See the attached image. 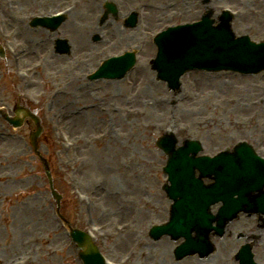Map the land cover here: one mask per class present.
I'll return each instance as SVG.
<instances>
[{
  "label": "rangeland",
  "instance_id": "1",
  "mask_svg": "<svg viewBox=\"0 0 264 264\" xmlns=\"http://www.w3.org/2000/svg\"><path fill=\"white\" fill-rule=\"evenodd\" d=\"M60 1L0 0V7L5 3V15H12V22L9 23V16L7 20L16 44L29 46L23 56L26 64H32L38 54L52 49L48 59L54 61L47 71L38 72L29 86L32 93L38 95V107L43 115L46 109L50 116L40 139V151L50 161L56 187L65 193L63 213L75 226L101 225L107 234L100 237V242L105 241L109 256L117 258L127 250L126 246L123 250L120 248L122 239L114 238V224L130 221L133 226L125 234L126 241L131 243L133 239L143 238V246L136 247L138 259L141 252L145 254L143 250L161 254L175 243L164 237L163 241L149 247L154 243L146 234L150 221L168 218V199L162 189L167 181L162 170L167 157L157 147L156 138L173 128L180 140L201 139L208 153L241 140H248L264 151V71L242 75L231 71L195 70L182 77L178 91L157 80L149 63L152 53L154 56L156 53L150 35L165 23L196 18L204 4L195 0H122V14L132 9L141 11L138 25L134 28L123 25L125 29L118 28L113 19L103 24L102 9L95 0L82 2L78 12L58 27V34L68 38L72 46L69 55H57L52 39L57 33L31 27L27 20L35 12L65 3L56 4ZM252 1L210 0L209 4L218 3L220 7L229 3L248 11ZM124 17L120 15L119 19L123 21ZM233 27L238 33L247 32L255 39H264V11L247 12L234 21ZM102 30L108 39L94 42L92 32ZM76 34L81 35L78 41L74 38ZM141 41L146 47L138 57V65L123 79L88 81L89 87H85L83 84L87 81L79 82L76 78H81V68L74 72L69 68L85 59L88 66L84 69H92L107 52ZM7 67L12 68L11 62L5 65L0 61V82L5 86L3 95L0 85V99L8 95L11 99L12 93L18 90L12 76L11 81L9 79ZM47 72L59 76L61 92L57 96L54 92L57 87L51 76L46 77ZM148 79L151 82L147 86ZM96 95L104 98L101 104L106 111L95 107L73 115L79 105L96 102ZM128 104L146 109V115L134 118L125 109ZM54 111L63 116H58L62 125L53 127V132L56 131L53 135L49 123ZM144 122L154 124L144 129L138 125ZM29 129L25 126L19 130L27 140ZM14 135L10 138L0 135V175L4 176L2 180H7L0 183V264L26 256L36 257V264H82L67 228L56 218L43 162L28 143H19ZM56 147L59 151L55 154ZM75 191L82 194L84 200H79ZM89 199L95 218L90 217L92 209L85 202ZM149 199L150 204H145ZM170 252L173 254V248ZM184 261L176 263L188 264ZM208 264L215 262L211 260Z\"/></svg>",
  "mask_w": 264,
  "mask_h": 264
},
{
  "label": "water",
  "instance_id": "2",
  "mask_svg": "<svg viewBox=\"0 0 264 264\" xmlns=\"http://www.w3.org/2000/svg\"><path fill=\"white\" fill-rule=\"evenodd\" d=\"M246 37L239 40H234L233 35L230 34L229 26L222 25L218 28H213L206 20V25L199 29L198 33H193V31L181 32L178 36L172 37L170 34L163 36L158 39L160 53L159 58L156 60V65L160 69L161 74H165L174 68L190 64L199 66L205 63H210L213 61L228 62L232 59L240 58H250L264 61V52L257 50L256 53L242 54L240 50L246 49V51H251V46L246 42ZM237 41V42H235ZM240 45V46H239ZM176 140L170 138V144L166 145V141H158V145L164 150L174 151L171 155L170 162L168 165V172L171 175L172 187H169V192H180L178 187L183 185H190V189L193 185L196 186L195 191L199 193V201L204 200V194L217 195V190L215 186L209 189L202 188L201 183L198 179L194 178L191 168L193 166H200L202 160H197L192 157H188L187 148L181 147L179 149H174V143ZM241 154H245L246 157H251L252 161L253 155L249 150L243 147L239 149L238 156L230 157L234 163L233 168L240 174L245 175L246 169H243L240 163L247 162L241 158ZM229 159L225 157L222 159L223 162H227ZM229 160V161H230ZM238 164V165H237ZM255 165H258L255 163ZM219 179L223 180V176L216 170ZM185 186V188H186ZM191 193L192 191L189 190ZM182 194V193H181ZM186 194V193H185ZM179 200L176 207L179 208L181 205ZM175 217L179 215L177 210H173ZM97 257L94 249L89 246V252L84 253V260L86 264H101L100 261L92 260Z\"/></svg>",
  "mask_w": 264,
  "mask_h": 264
},
{
  "label": "flooded vegetation",
  "instance_id": "3",
  "mask_svg": "<svg viewBox=\"0 0 264 264\" xmlns=\"http://www.w3.org/2000/svg\"><path fill=\"white\" fill-rule=\"evenodd\" d=\"M253 227L257 230H250V233H240L238 236L240 237L243 235L242 243L246 241H251L253 244V248L256 252V250L260 247L264 248V224L260 221L258 217H256L255 221L253 222ZM227 232L230 235L235 234L236 232L232 230L231 228H228Z\"/></svg>",
  "mask_w": 264,
  "mask_h": 264
},
{
  "label": "bare ground",
  "instance_id": "4",
  "mask_svg": "<svg viewBox=\"0 0 264 264\" xmlns=\"http://www.w3.org/2000/svg\"><path fill=\"white\" fill-rule=\"evenodd\" d=\"M150 82H151V80L148 79L147 86H148V84H150ZM125 109H127L128 111H130V104L125 105ZM133 112H134V114L136 115L137 118H142L147 113L146 109H142L138 105H137V107H134L133 108ZM152 124H154V123L153 122L152 123L151 122L150 123L144 122L142 125H140V124H138V125L140 127L144 128V129H147ZM3 178H4V176L3 175H0V180H2ZM154 261H155V264H171V260H170L169 253L161 254V255H157V256L154 255Z\"/></svg>",
  "mask_w": 264,
  "mask_h": 264
}]
</instances>
